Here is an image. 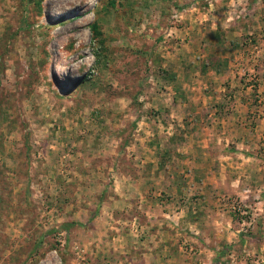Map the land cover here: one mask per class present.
Here are the masks:
<instances>
[{
	"label": "rangeland",
	"instance_id": "rangeland-1",
	"mask_svg": "<svg viewBox=\"0 0 264 264\" xmlns=\"http://www.w3.org/2000/svg\"><path fill=\"white\" fill-rule=\"evenodd\" d=\"M0 264H264V0H0Z\"/></svg>",
	"mask_w": 264,
	"mask_h": 264
}]
</instances>
